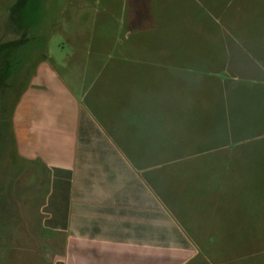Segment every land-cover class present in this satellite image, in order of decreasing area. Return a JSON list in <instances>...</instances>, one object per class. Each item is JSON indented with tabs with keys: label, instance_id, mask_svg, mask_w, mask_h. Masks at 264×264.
<instances>
[{
	"label": "crops",
	"instance_id": "1",
	"mask_svg": "<svg viewBox=\"0 0 264 264\" xmlns=\"http://www.w3.org/2000/svg\"><path fill=\"white\" fill-rule=\"evenodd\" d=\"M170 58L87 56L96 66L69 74L78 92L37 62L10 115L16 158L46 174L40 205L29 193L16 212L41 216L52 234L31 232L32 243L12 247L29 264H220L222 237L232 261L236 212L227 220L219 193L192 175L211 153L224 155L221 172L238 164L225 160V143L195 132L206 111L194 116L176 99V76L161 69Z\"/></svg>",
	"mask_w": 264,
	"mask_h": 264
},
{
	"label": "rangeland",
	"instance_id": "2",
	"mask_svg": "<svg viewBox=\"0 0 264 264\" xmlns=\"http://www.w3.org/2000/svg\"><path fill=\"white\" fill-rule=\"evenodd\" d=\"M16 1L0 0V42L26 36L0 51V115H11L40 59L78 92L69 74L93 69L96 62L87 56L171 53L161 69L176 76V99L191 103L194 116L206 111L195 132L225 143L231 155L225 160L238 164L221 172L224 155L211 153L201 175H192L219 193L227 220L236 212V251L229 262V242L222 237L220 264H264V0H26L11 14ZM45 177L16 158L10 118L1 119L0 264H29L12 247L32 243L26 238L31 232L52 235L39 215L16 219L29 193L34 204L41 202Z\"/></svg>",
	"mask_w": 264,
	"mask_h": 264
},
{
	"label": "trees",
	"instance_id": "3",
	"mask_svg": "<svg viewBox=\"0 0 264 264\" xmlns=\"http://www.w3.org/2000/svg\"><path fill=\"white\" fill-rule=\"evenodd\" d=\"M26 3V0H17L14 5L11 7L10 13L11 14H15L21 7H23ZM26 40V36L23 33L22 35H20L19 38L14 39V40H10V41H6V42H1L0 43V51H2L3 49L10 47V46H18L20 44H22L23 42H25ZM19 98V97H18Z\"/></svg>",
	"mask_w": 264,
	"mask_h": 264
},
{
	"label": "flooded vegetation",
	"instance_id": "4",
	"mask_svg": "<svg viewBox=\"0 0 264 264\" xmlns=\"http://www.w3.org/2000/svg\"><path fill=\"white\" fill-rule=\"evenodd\" d=\"M10 40H14V39H10ZM10 40H6V41H10ZM6 41H3V42H6ZM1 43V42H0ZM14 47V46H13ZM12 46H10V47H7V48H5V49H3V50H7V49H10V48H13ZM0 75H2V73H0ZM9 119L10 118V116L9 115H0V120L1 119Z\"/></svg>",
	"mask_w": 264,
	"mask_h": 264
}]
</instances>
